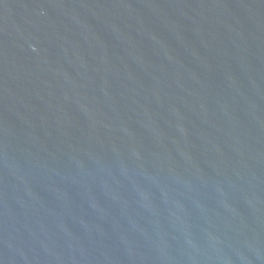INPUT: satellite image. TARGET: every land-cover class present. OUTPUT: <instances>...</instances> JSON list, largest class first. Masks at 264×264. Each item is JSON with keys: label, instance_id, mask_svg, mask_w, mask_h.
Segmentation results:
<instances>
[{"label": "water", "instance_id": "1", "mask_svg": "<svg viewBox=\"0 0 264 264\" xmlns=\"http://www.w3.org/2000/svg\"><path fill=\"white\" fill-rule=\"evenodd\" d=\"M0 264H264V0H0Z\"/></svg>", "mask_w": 264, "mask_h": 264}]
</instances>
